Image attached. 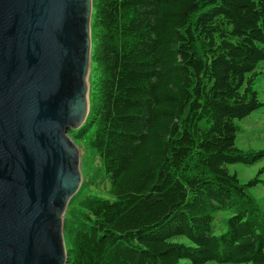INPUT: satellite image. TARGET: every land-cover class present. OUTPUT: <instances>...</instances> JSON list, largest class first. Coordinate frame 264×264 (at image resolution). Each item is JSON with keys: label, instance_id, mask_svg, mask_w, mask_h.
Listing matches in <instances>:
<instances>
[{"label": "trees", "instance_id": "obj_1", "mask_svg": "<svg viewBox=\"0 0 264 264\" xmlns=\"http://www.w3.org/2000/svg\"><path fill=\"white\" fill-rule=\"evenodd\" d=\"M92 30L90 113L70 132L111 197L69 203L68 264H264V229L239 207L257 179L229 170L264 160L237 146L262 106L264 0H93Z\"/></svg>", "mask_w": 264, "mask_h": 264}, {"label": "water", "instance_id": "obj_2", "mask_svg": "<svg viewBox=\"0 0 264 264\" xmlns=\"http://www.w3.org/2000/svg\"><path fill=\"white\" fill-rule=\"evenodd\" d=\"M93 0H0V264H67Z\"/></svg>", "mask_w": 264, "mask_h": 264}, {"label": "rangeland", "instance_id": "obj_3", "mask_svg": "<svg viewBox=\"0 0 264 264\" xmlns=\"http://www.w3.org/2000/svg\"><path fill=\"white\" fill-rule=\"evenodd\" d=\"M93 30H91V33H93ZM258 71L260 73L258 74V79L255 82V88L259 99L262 102V106L252 115L237 122L239 127L237 146L246 153L257 152L264 148V62L260 63ZM90 74L89 85L91 86ZM68 135L80 149V171L82 174L79 192L74 197L72 206H76L81 203L87 194L105 198L111 197V183L108 178H106L105 173L101 168L99 155L95 149L91 148L88 138L83 139L78 136H74L71 132L68 133ZM262 167H264V160L250 166L242 164L230 165L229 170L231 173H236L238 175L242 184H245L254 178L257 179V185L246 191L250 197V202H239V207L250 209L259 226L264 229V173L261 172L263 171L261 170L263 169ZM90 180L92 183H90ZM242 200L243 199L240 201ZM237 209L238 208H236V210ZM230 215L231 211L227 210H221L214 214V231L216 233L220 232L223 224ZM65 224L66 222H64V241L68 255V251L72 248V244L69 236L67 235ZM178 240L188 241L185 238ZM206 264L216 263L208 262Z\"/></svg>", "mask_w": 264, "mask_h": 264}]
</instances>
